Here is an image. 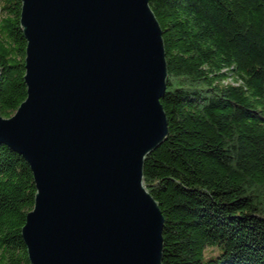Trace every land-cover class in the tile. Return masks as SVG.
Here are the masks:
<instances>
[{
  "label": "water",
  "instance_id": "obj_1",
  "mask_svg": "<svg viewBox=\"0 0 264 264\" xmlns=\"http://www.w3.org/2000/svg\"><path fill=\"white\" fill-rule=\"evenodd\" d=\"M19 25L26 96L0 114V142L35 184L29 264H161L143 164L168 134V72L148 0H20Z\"/></svg>",
  "mask_w": 264,
  "mask_h": 264
},
{
  "label": "trees",
  "instance_id": "obj_2",
  "mask_svg": "<svg viewBox=\"0 0 264 264\" xmlns=\"http://www.w3.org/2000/svg\"><path fill=\"white\" fill-rule=\"evenodd\" d=\"M168 77V134L143 164L161 264H264V0H148ZM20 0H0V114L26 96ZM28 163L0 142V264H29Z\"/></svg>",
  "mask_w": 264,
  "mask_h": 264
}]
</instances>
